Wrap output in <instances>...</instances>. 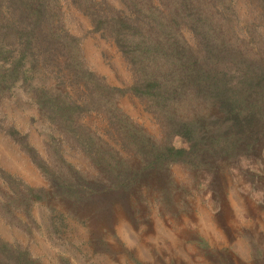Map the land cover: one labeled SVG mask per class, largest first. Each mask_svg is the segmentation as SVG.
<instances>
[{
  "label": "trees",
  "instance_id": "16d2710c",
  "mask_svg": "<svg viewBox=\"0 0 264 264\" xmlns=\"http://www.w3.org/2000/svg\"><path fill=\"white\" fill-rule=\"evenodd\" d=\"M62 1L0 0V104L25 86L48 127L42 153L0 116V130L48 183L30 184L0 164L6 223L30 232L39 226L33 206L42 202L57 216L48 220L57 233L53 222L64 211L56 200L84 223L114 202L132 209L149 194L169 210L183 189L173 178L175 163L196 180L243 159L261 165L264 0H66L91 31L115 44L131 74L126 87L88 64ZM126 92L150 113L158 133L119 105ZM67 150L85 163L71 161ZM0 264L45 263L19 238L0 234Z\"/></svg>",
  "mask_w": 264,
  "mask_h": 264
},
{
  "label": "rangeland",
  "instance_id": "374dc122",
  "mask_svg": "<svg viewBox=\"0 0 264 264\" xmlns=\"http://www.w3.org/2000/svg\"><path fill=\"white\" fill-rule=\"evenodd\" d=\"M111 1L118 4V0ZM62 2L72 17L70 29L81 36L88 64L108 82L128 86L130 71L112 40L91 31L89 19L66 0ZM29 98L26 87L17 86L0 104V116L26 132L44 153L48 127ZM118 103L149 131L158 133L157 123L135 95L126 92ZM257 154L261 165L255 159H243L211 178L200 172L198 180L196 173L173 164V178L183 189L174 193L169 210L149 194L147 202L135 203L132 209L114 202L111 209L84 223L68 215L56 200L53 203L64 211V217L53 222L60 227L54 233L48 227L54 212L37 202L32 213L39 226L27 232L0 217V234L19 238L45 264H58L63 258L69 264H264V143ZM65 155L73 162L85 163L73 150ZM0 164L30 184L48 186L28 156L2 130ZM241 167L252 168V173H244ZM143 192L147 193L145 188Z\"/></svg>",
  "mask_w": 264,
  "mask_h": 264
}]
</instances>
